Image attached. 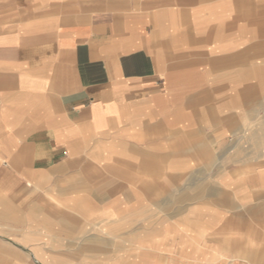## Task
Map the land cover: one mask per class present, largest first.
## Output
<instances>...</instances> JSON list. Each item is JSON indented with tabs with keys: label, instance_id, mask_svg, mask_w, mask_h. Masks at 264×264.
Segmentation results:
<instances>
[{
	"label": "crops",
	"instance_id": "1",
	"mask_svg": "<svg viewBox=\"0 0 264 264\" xmlns=\"http://www.w3.org/2000/svg\"><path fill=\"white\" fill-rule=\"evenodd\" d=\"M51 225L104 264H264V0H0V240Z\"/></svg>",
	"mask_w": 264,
	"mask_h": 264
},
{
	"label": "rangeland",
	"instance_id": "2",
	"mask_svg": "<svg viewBox=\"0 0 264 264\" xmlns=\"http://www.w3.org/2000/svg\"><path fill=\"white\" fill-rule=\"evenodd\" d=\"M55 227L51 225L48 233L41 231L30 234L33 239L29 240L28 249L18 246L16 241L0 240V246H6V243L16 246L23 259L19 261L0 256V264H92V262L104 264L107 258L103 257V254L106 255L107 251L79 248L80 245L89 242L73 240L65 233H58Z\"/></svg>",
	"mask_w": 264,
	"mask_h": 264
}]
</instances>
